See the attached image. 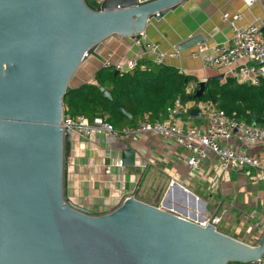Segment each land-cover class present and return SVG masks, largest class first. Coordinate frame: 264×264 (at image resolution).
Listing matches in <instances>:
<instances>
[{"label": "water", "instance_id": "obj_1", "mask_svg": "<svg viewBox=\"0 0 264 264\" xmlns=\"http://www.w3.org/2000/svg\"><path fill=\"white\" fill-rule=\"evenodd\" d=\"M181 1L0 0V264H256L264 253L263 241L249 245L134 194L95 214L65 192L73 134L61 119L69 80L97 42L141 33ZM203 40L195 35L180 48ZM133 156L125 149L123 164L133 165Z\"/></svg>", "mask_w": 264, "mask_h": 264}, {"label": "crops", "instance_id": "obj_2", "mask_svg": "<svg viewBox=\"0 0 264 264\" xmlns=\"http://www.w3.org/2000/svg\"><path fill=\"white\" fill-rule=\"evenodd\" d=\"M99 1L87 0L93 6ZM263 9L264 0L251 4L248 0H183L163 16L150 18L143 31V40L158 45L165 54L164 64L195 77L189 89L213 77L223 76L220 80L224 81L229 76L224 69L205 66L202 58L193 56L192 51L200 46L209 51L214 45L231 40L233 30L223 19V12L243 14L237 24L246 25L259 21ZM195 35H202L204 40L192 47L180 48ZM141 51L132 36L113 33L96 43L94 51L84 60L82 68L76 69L68 85L77 87L91 82L106 60L125 62ZM154 58L153 53H148L145 59L153 61ZM192 109L177 115L175 120L204 128V118L192 115ZM167 117L165 114L159 118ZM230 144L246 148L252 155L264 156V143L245 147L235 136ZM127 148L134 150L135 163L121 167L117 160L122 159ZM189 155L186 147L174 140L165 141L152 132L114 140L111 145L105 144L100 137L91 140L74 134L70 156L65 160V192L71 203L95 214L112 211L134 194L139 200L198 223L219 216L221 220L216 226L219 231L249 245L264 242V179H251L245 170L224 174L219 171L218 158L214 154L203 159L201 170L192 175L187 162ZM174 178L188 192L171 185Z\"/></svg>", "mask_w": 264, "mask_h": 264}, {"label": "built area", "instance_id": "obj_3", "mask_svg": "<svg viewBox=\"0 0 264 264\" xmlns=\"http://www.w3.org/2000/svg\"><path fill=\"white\" fill-rule=\"evenodd\" d=\"M253 1L255 0H248V3L251 4ZM222 16L232 27L231 40L216 44L209 51L200 46L191 54L201 57L207 67L224 69L226 75L235 77L239 82L258 84L264 77V9L259 21L255 20L246 25L237 24V21L243 17L241 13L229 15L223 12ZM131 36L135 43L141 46V53L125 62L106 60L104 67H112L119 72L129 71L138 66L148 53L155 55L154 62H164L165 54L160 51L157 44L144 41L143 32ZM188 90L193 89L188 88ZM192 108L200 110L205 122L204 128L196 124L185 125L175 120L177 115ZM167 115V118L161 119L151 118L146 114L135 125L116 129L105 116L96 115L93 118L84 114L72 116L65 113L63 108L61 125L64 130L69 128L73 135L78 134L91 140L100 137L107 145H111L114 140L152 132L165 141L174 140L190 151L187 162L192 175L201 170L203 159L214 154L218 158L220 172L228 174L231 170H245L251 179H264V156L252 155L246 148H235L230 144L235 136L245 147L264 143V126L234 118L212 101H191L186 104L177 101L173 106L168 107ZM117 165L124 166L122 159L117 160ZM106 171L110 172V169ZM170 184L188 191L178 179H172ZM220 220L219 216H213L201 223L217 226ZM256 264H264V253L256 260Z\"/></svg>", "mask_w": 264, "mask_h": 264}, {"label": "trees", "instance_id": "obj_4", "mask_svg": "<svg viewBox=\"0 0 264 264\" xmlns=\"http://www.w3.org/2000/svg\"><path fill=\"white\" fill-rule=\"evenodd\" d=\"M194 80L195 77L174 66L149 59H142L138 66L125 72L101 67L95 72L93 81L67 87L64 110L72 116H105L116 129H122L135 125L146 114L151 118L167 114L168 107L177 101L182 104L212 101L234 118L264 126V77L258 84L239 82L232 76L224 81L208 79L200 97L196 96L199 82L192 91L188 90ZM99 86L109 89L113 98L104 97ZM114 99H118L132 114L131 118L119 110Z\"/></svg>", "mask_w": 264, "mask_h": 264}, {"label": "rangeland", "instance_id": "obj_5", "mask_svg": "<svg viewBox=\"0 0 264 264\" xmlns=\"http://www.w3.org/2000/svg\"><path fill=\"white\" fill-rule=\"evenodd\" d=\"M85 62H84V60L80 63V65H79V67H78V69H77V71L80 69V68H82V66H83V64H84ZM76 71V72H77ZM75 72V73H76ZM71 82V80L69 81V83ZM68 86H70V84L68 85ZM235 264H236V262H235Z\"/></svg>", "mask_w": 264, "mask_h": 264}]
</instances>
